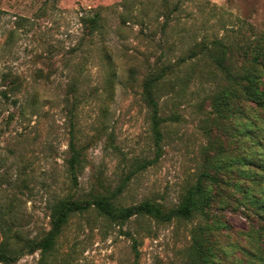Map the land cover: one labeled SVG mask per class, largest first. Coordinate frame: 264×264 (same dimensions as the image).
<instances>
[{"label":"rangeland","instance_id":"374dc122","mask_svg":"<svg viewBox=\"0 0 264 264\" xmlns=\"http://www.w3.org/2000/svg\"><path fill=\"white\" fill-rule=\"evenodd\" d=\"M257 49L264 0H0V246L12 264H203L198 247L217 218L227 227L216 245L240 247L218 264H262L248 245L251 230L264 227L251 198L264 197V182L248 179L256 171L264 181V170L244 162L253 149L257 163L264 155L261 146L247 150L264 108L246 98L241 78L251 72L264 87ZM8 76L22 86L5 97ZM150 79L156 106L145 91ZM73 141L82 151L77 182ZM199 182L205 210L208 192L217 197L205 214L117 223L90 206L50 253L27 248L51 229V206L62 197L170 209ZM259 241L262 251L264 230Z\"/></svg>","mask_w":264,"mask_h":264},{"label":"trees","instance_id":"16d2710c","mask_svg":"<svg viewBox=\"0 0 264 264\" xmlns=\"http://www.w3.org/2000/svg\"><path fill=\"white\" fill-rule=\"evenodd\" d=\"M98 26V18L92 17L88 20L86 27H88L89 32L92 33L94 29ZM215 62L217 65L225 70L229 75H231L234 78V73L228 67L224 61L223 55H218L215 59ZM252 62L255 65H260L264 69V49H257L256 54L253 56ZM257 71V69H255ZM246 83L243 85L244 94L248 100L254 102L257 106L264 108V87L260 85L261 82L259 80H256L255 76H251V72H247L246 75L242 76ZM5 89L3 91V94L5 97H9L10 94L13 92L19 90V88L22 86L21 82L18 77H12L8 76L4 78ZM153 80H148L145 83V91L147 93V97L149 100L153 102V105H157L154 96L152 95L151 91V85ZM16 97H14L15 99ZM36 101V98L33 102ZM155 121H156V129L157 132H160L159 125L160 121L157 118V113H155ZM257 127V125H256ZM259 132L256 135H253V143L251 147H248L247 150H251L252 148H256V146H261L263 148L264 152V124H262L259 127ZM255 150L253 149L250 151L251 155H254L250 159H246L247 161L244 162L245 166L253 167L255 170L257 168L258 171L264 170V155L261 156V162L254 159ZM248 158V157H247ZM258 164V165H257ZM68 166L71 173V177L73 178L74 182H77L78 180V174L81 171L82 168V151L80 148L77 147L76 143L73 141L71 142V156L68 159ZM253 183V186H255V183L258 184L259 181H263L262 176H258L256 174V171H254L253 175L249 173V179ZM204 185L202 182H199L197 186L194 189L189 190L183 197L182 200L179 202V204L176 207L166 209L165 206L161 203L152 201V200H145L143 203L137 205V206H130V207H118L112 196L110 195H91V197L85 198L83 201L81 199L76 198L74 195H68L66 197H62L60 199H57L54 201V203L51 206V229L41 238V239H31L29 240L27 244V248H29V252H33L35 250H41L43 252V256L46 255V253H50L56 245L57 238L62 233L64 226L69 222L70 218L77 212H82L86 210L90 206H95L99 213L102 215H105L106 217L110 218L112 221H115L117 223H125L130 218L134 216H151L158 222H168L171 221L174 218H190L194 211L198 210L199 208L202 209V212L205 214L210 206V204L213 201H216L217 197L212 195L210 192H208L207 196V202H206V210H205V204L201 203L200 205V198L202 194L206 195V190L204 189ZM255 192V190H254ZM264 192V190H263ZM245 194H250L249 189H247L239 198V201H242L241 199L245 198ZM206 197L203 198V202ZM251 198H253L254 204L258 205V207L262 210V213H258L259 216H261L264 220V204H261L259 206L258 200H264V197H261V199H258L255 197V195L252 194ZM251 198H248L249 201ZM264 202V201H263ZM245 206H247L246 203H242ZM250 211H254L253 208H248ZM256 213V212H255ZM257 214V213H256ZM257 214V215H258ZM227 227V224L224 223V221L220 218L216 219V222L214 226L210 229L207 239H208V245L205 246L203 244H200L198 247V255L203 264H218V261L221 260L223 257L229 258L231 255L232 257H236L232 255L234 252L233 250H237L238 246L233 245L229 246L227 245L224 247V249L218 247L216 245L217 239L221 237V230L223 228ZM263 230L264 227L260 226L258 229L251 230L253 233H255V239H251V243H249V248L255 249L256 253L259 252L260 261L262 264H264V250H260L259 247V240L262 239L263 236ZM215 240H213V239ZM218 243V242H217ZM211 245V246H210ZM135 252L138 254V248L135 246ZM243 254L245 255L247 252L246 246L242 247ZM11 250H9L5 245L3 244L0 246V263L4 264H12L15 257L12 256Z\"/></svg>","mask_w":264,"mask_h":264}]
</instances>
